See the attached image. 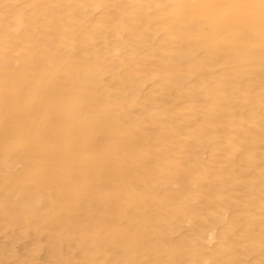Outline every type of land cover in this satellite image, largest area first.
Listing matches in <instances>:
<instances>
[{
	"label": "bare ground",
	"instance_id": "6f19581e",
	"mask_svg": "<svg viewBox=\"0 0 264 264\" xmlns=\"http://www.w3.org/2000/svg\"><path fill=\"white\" fill-rule=\"evenodd\" d=\"M0 264H264V0H0Z\"/></svg>",
	"mask_w": 264,
	"mask_h": 264
}]
</instances>
